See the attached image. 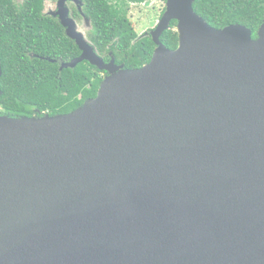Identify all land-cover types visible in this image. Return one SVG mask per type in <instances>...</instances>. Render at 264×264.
I'll use <instances>...</instances> for the list:
<instances>
[{"label": "water", "instance_id": "obj_1", "mask_svg": "<svg viewBox=\"0 0 264 264\" xmlns=\"http://www.w3.org/2000/svg\"><path fill=\"white\" fill-rule=\"evenodd\" d=\"M68 1L50 14L81 54L60 70L107 75L68 113L0 114V264H264V21L253 37L166 0L151 60L129 68Z\"/></svg>", "mask_w": 264, "mask_h": 264}, {"label": "trees", "instance_id": "obj_2", "mask_svg": "<svg viewBox=\"0 0 264 264\" xmlns=\"http://www.w3.org/2000/svg\"><path fill=\"white\" fill-rule=\"evenodd\" d=\"M46 1L0 0V114L68 113L97 95L104 76L95 65L84 60L60 70L62 61H71L81 50L60 20L45 12ZM82 1L83 12L93 23L89 39L99 55L109 58L112 52L129 68L151 60L156 47L152 37L139 38L129 17L131 3L148 0ZM194 8L216 28L244 24L253 37L264 21V0H195ZM72 14L80 18L75 5ZM176 25L173 20L161 36L171 49L178 46Z\"/></svg>", "mask_w": 264, "mask_h": 264}, {"label": "rangeland", "instance_id": "obj_3", "mask_svg": "<svg viewBox=\"0 0 264 264\" xmlns=\"http://www.w3.org/2000/svg\"><path fill=\"white\" fill-rule=\"evenodd\" d=\"M57 1L58 0H48L46 2L45 11L55 9ZM69 6L72 8L71 5ZM165 8L166 1L164 0H148L142 3H131L129 8V17L134 24L137 33L142 35L154 29Z\"/></svg>", "mask_w": 264, "mask_h": 264}, {"label": "flooded vegetation", "instance_id": "obj_4", "mask_svg": "<svg viewBox=\"0 0 264 264\" xmlns=\"http://www.w3.org/2000/svg\"><path fill=\"white\" fill-rule=\"evenodd\" d=\"M22 1V0H21ZM48 1V0H47ZM46 1V2H47ZM58 2V1H57ZM81 6H82V9H80L79 8V6L77 5V3H75L74 1H72V0H70V1H68V3H67V5H68V7H69V11H70V17L71 18H73L74 20H75V22H76V24H77V29H78V31L79 32H81L82 34H84L85 35V37H86V39H87V41L90 43V44H92L91 42H90V39H89V33H90V31L93 29V23H92V21H91V19L83 12V1L81 0ZM69 5H71V6H73V5H75L76 6V8L78 9V11H79V13H80V18H75L74 16H73V14H72V8H70V6ZM45 8H46V3H45ZM56 9H57V5H56V8L55 9H50L49 11H45L46 13H48V14H50V12L51 11H56ZM165 11V10H164ZM162 14H163V12H162ZM162 14H161V16H162ZM50 15H52V14H50ZM52 16H54V15H52ZM161 16H160V18H161ZM54 17H57L58 18V16H54ZM59 19V18H58ZM82 23V25H81V23ZM157 26V25H156ZM155 26V27H156ZM66 30V29H65ZM153 30V29H152ZM147 35H150V31L149 32H146V33H144V34H142V35H139V38L140 37H144V36H147ZM151 36V35H150ZM93 45V44H92ZM94 46V45H93ZM101 56V55H100ZM101 57H103V59L106 61V62H109L110 60H111V58L112 57H114L115 58V60H116V62L118 63V64H125L124 62H122L120 59H117L113 54H112V52H110V57L109 58H105L104 56H101ZM125 67H126V65H125ZM102 75L103 76H105V75H107V71L106 70H103L102 71ZM104 78V77H103Z\"/></svg>", "mask_w": 264, "mask_h": 264}]
</instances>
